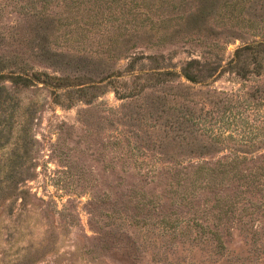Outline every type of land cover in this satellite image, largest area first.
<instances>
[{
    "label": "rangeland",
    "instance_id": "rangeland-1",
    "mask_svg": "<svg viewBox=\"0 0 264 264\" xmlns=\"http://www.w3.org/2000/svg\"><path fill=\"white\" fill-rule=\"evenodd\" d=\"M227 1L0 0L1 64L48 76L4 82L0 264H264V67L228 66L264 0Z\"/></svg>",
    "mask_w": 264,
    "mask_h": 264
},
{
    "label": "trees",
    "instance_id": "trees-1",
    "mask_svg": "<svg viewBox=\"0 0 264 264\" xmlns=\"http://www.w3.org/2000/svg\"><path fill=\"white\" fill-rule=\"evenodd\" d=\"M228 3L227 0H222V4L226 6ZM205 7H203L202 10H204ZM208 13V12H207ZM210 15H208V18ZM191 20L189 21L190 25L192 23H195L197 20ZM206 16L202 12L200 15V24L207 27L209 30H211L210 26H206ZM208 20V19H207ZM33 25V28L35 30L43 31L45 29V21L42 22H35ZM36 33V32H35ZM38 34V33H36ZM39 35V34H38ZM44 42L47 43L46 38L43 39ZM42 51L45 53H48L49 51L46 50L45 46L42 44L41 46ZM49 59L48 57H46ZM156 58V57H152ZM216 58V57H215ZM217 57L216 59H218ZM161 59H164L162 57ZM17 62H14L13 65H17ZM228 66L234 70V72L242 77V78H248L249 75H255L260 77L262 73V69L264 67V41H253L250 44H246L244 46H241L237 48L234 53L231 61L228 63ZM6 65L1 64L0 62V122H4L6 125L10 123V119L12 118L13 111L18 107L17 102L14 101V98L10 95L8 88L5 86L4 82L8 81L12 84L13 87H27L30 86L35 81H44L41 80L42 78H46V74H41L37 72L29 73V69L25 68L24 66H18L17 68L6 71ZM209 71V75L213 76L216 72V68H212L209 62L201 63L198 59H192L189 60L184 67L180 70V72H174V71H166V72H154L149 74L147 81H149V78L156 77L157 79L167 77L170 79L173 78H179L182 77L186 81L190 82L191 84H197V83H203L204 82V76L202 75L204 70ZM138 78L137 76H134ZM163 81V80H161ZM160 81V82H161ZM3 82V84H2ZM165 82V81H163ZM185 110L180 109L178 118L187 121V111H189L188 107L184 106ZM2 134V131H0V135ZM4 136H0V139ZM181 137V135L179 136ZM13 154L16 155V151L13 152ZM219 165H222L219 163ZM15 161L12 162V164L9 165V170L11 172H15ZM216 168V167H215ZM197 170H209V168L205 167H197ZM9 172V171H8ZM7 179H10L8 174L6 175Z\"/></svg>",
    "mask_w": 264,
    "mask_h": 264
}]
</instances>
